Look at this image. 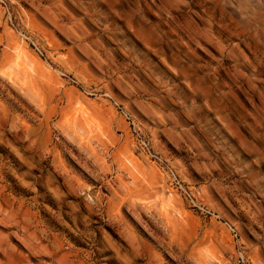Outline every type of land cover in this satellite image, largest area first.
I'll return each instance as SVG.
<instances>
[{"label":"rangeland","instance_id":"obj_1","mask_svg":"<svg viewBox=\"0 0 264 264\" xmlns=\"http://www.w3.org/2000/svg\"><path fill=\"white\" fill-rule=\"evenodd\" d=\"M0 264H264V0H0Z\"/></svg>","mask_w":264,"mask_h":264}]
</instances>
